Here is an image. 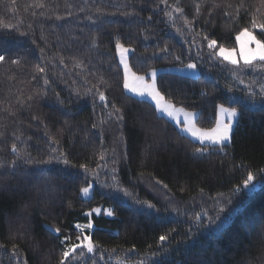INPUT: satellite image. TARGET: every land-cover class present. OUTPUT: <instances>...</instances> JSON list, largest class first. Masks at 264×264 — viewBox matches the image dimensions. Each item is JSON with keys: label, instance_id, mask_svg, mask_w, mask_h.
<instances>
[{"label": "trees", "instance_id": "trees-1", "mask_svg": "<svg viewBox=\"0 0 264 264\" xmlns=\"http://www.w3.org/2000/svg\"><path fill=\"white\" fill-rule=\"evenodd\" d=\"M37 2L0 0V54L6 55L0 64V264H59L61 241L79 243L76 225L89 222L83 234L94 252L85 249L76 258L78 249L65 264H264V62L232 65L204 39L235 48L236 35L251 28L258 0H244L237 18L222 7L209 16L206 4L191 30L180 16L193 20L200 0H179L182 14L172 11L177 0L169 6L161 0H39L44 8ZM117 42L133 50L130 65L139 75L196 64L199 77L159 74L158 92L199 112L204 129L216 125L219 106L237 109L232 142L201 145L151 102L129 94ZM15 58L20 65L10 63ZM37 64L44 73L35 71ZM37 90L46 94L26 101ZM13 143L33 162L19 159L9 167ZM249 172L259 184L252 192L244 187ZM90 186L93 194L85 199L80 190Z\"/></svg>", "mask_w": 264, "mask_h": 264}, {"label": "snow or ice", "instance_id": "snow-or-ice-1", "mask_svg": "<svg viewBox=\"0 0 264 264\" xmlns=\"http://www.w3.org/2000/svg\"><path fill=\"white\" fill-rule=\"evenodd\" d=\"M15 2V0H13ZM161 3H163L166 6L168 5V0H161ZM206 4H211V7L208 10V15L211 16L215 9L217 8H223L224 9V15L229 16L232 18H237L242 9H245V3L244 0H240L239 3H233L232 0H200L199 3H195V16L193 17V20H188L184 18L182 15L180 16L181 19H184V27H187L191 30L192 24L195 22V18L199 17L202 14L203 6ZM259 7H257L256 12L252 14V20H251V28L245 27L242 31H240L235 39L237 43L240 46V56L243 58L244 64L245 65H252L253 61L259 60L264 62V39H258L257 34L253 31L254 29H259V32L264 34V0H258ZM179 0H177V6L172 9L173 12H176L178 14L183 13V9L180 8L179 6ZM35 7L37 8H44L45 5L42 2L36 3ZM67 7V5H66ZM228 9H231L232 11L229 12ZM35 15V13H33ZM43 15V13H41ZM127 15V13H126ZM166 15L169 17L170 20L173 21V25L175 26V17L172 16L171 12H166ZM62 17L57 15L56 19L59 20ZM149 20L152 19L151 16L148 17ZM2 27L8 29L9 31L13 30V25L11 24H3ZM18 30V29H17ZM178 32H182V29L177 28ZM21 35H27L25 32H21ZM204 39L207 41V47L209 49H216L217 47L219 48V51L216 53L218 56H220L223 60L227 61L228 63L232 65H238L239 61L235 58L233 53H235L236 49H226L224 46L219 45L218 42L215 39H210L207 36H204ZM250 45H255V48L249 47ZM117 50L121 53V63L124 64V87L125 89H128L129 91H132L136 93L137 95H145L147 94L148 96L151 97V99L155 102L156 104V110L159 112L166 113L170 118L175 119L173 111H172V106L170 104H162L163 97L161 96L160 92L156 91L152 87H144L143 86V81L144 77H137L135 76L134 73H132V76L134 78V83L130 86L129 85V73H130V68L128 67L127 63L124 61V54L128 53L130 49L126 48L123 44H120L117 42ZM43 51V49L41 50ZM162 51H167V49H162ZM20 59L21 58H15L11 59L10 63L12 65H20ZM179 59V57H177ZM6 62V55L5 54H0V64ZM63 62V61H61ZM196 65L194 63H189L187 65L188 69H195ZM34 69L37 73H44L45 68L42 67L41 65L37 64L34 66ZM153 78L156 76V73H152ZM49 81L47 78L44 79V84L48 85ZM105 81L101 79L100 84H104ZM93 87L96 89V93L99 97V100L101 102H104L105 107L108 106V101L107 97L105 96L103 91H100L99 87L96 85H93ZM91 91V90H89ZM261 93L264 94V86L261 87ZM46 94L45 92L42 91H34L32 94H29L26 97V101H33L35 97L41 96ZM254 95V93L249 92V96ZM18 103L23 104L25 101L18 100ZM112 108L115 113H120L121 109L117 108L114 104L112 105ZM6 111H8L6 109ZM222 112H225L228 114V120L227 122L221 124L220 122H217V126L210 131H201L200 129H195L194 127H188V120L185 119L183 121L185 127L182 128V131L189 132L193 135L194 138L198 139L201 145H204L206 142L212 145H224L226 142H229L231 140V135L233 132V126H232V121L237 118L238 113L235 108H232L231 110L226 109V108H221ZM11 115H15V113L10 112ZM111 116L112 113H109ZM192 115V114H188ZM119 119H123L122 116L118 117ZM95 127V125H93ZM3 133H0V136H2ZM196 153L203 156L205 154V149L202 147L196 148ZM11 152L16 154V158L12 159L10 162H8V166L11 168H15L17 166V161L19 159H24L25 163H32L33 161L26 157V156H21L20 152L17 149V145L13 143L11 145ZM103 159V157H101ZM41 163H51V159L48 161H40ZM65 164L68 163V161L65 159L63 161ZM5 166V162L0 161V168H3ZM82 168H85V165H81ZM254 179L253 174L251 172L248 173L247 179L244 180V187L248 188L250 182H252ZM157 184L160 183V181H156ZM119 190V189H117ZM81 193L87 197L89 195V187H83L81 188ZM124 195L128 196L129 193L127 191H124ZM149 208L154 207L152 204L147 205ZM100 209H93V212L99 214ZM221 212L224 211L223 208L220 209ZM108 216L113 215V211L108 210L106 213ZM86 215L91 216L92 212L86 213ZM78 229L81 230L80 233L76 235V240L79 241V243H71V237H64V239L61 241L62 244H65L64 250L61 251V259L59 261V264H65V261L69 260V257L73 256V254L77 253V250L79 249V256L76 258L83 257L84 250L88 253H93L95 250V244L91 237L87 234H83L84 229H90L92 228V223L89 222L85 224L83 227L79 224L76 225ZM55 231L57 233L60 232L59 228H56ZM167 237L165 235H161L159 237V241L163 243ZM65 241H68L69 243H65ZM4 245L0 244V248H3ZM19 248L18 245L13 243L12 245V256L15 257L18 255ZM24 264H27L25 261Z\"/></svg>", "mask_w": 264, "mask_h": 264}, {"label": "rangeland", "instance_id": "rangeland-1", "mask_svg": "<svg viewBox=\"0 0 264 264\" xmlns=\"http://www.w3.org/2000/svg\"><path fill=\"white\" fill-rule=\"evenodd\" d=\"M249 47L255 48V45H250ZM126 48H128V47H126ZM128 49H130V51L128 53L124 54V61H125V63H127L128 67L131 70L130 73H129V85L130 86L135 82L134 81V78L132 76V73H134L135 76H137V77H144L143 86L144 87H149L150 86V87L154 88L156 91H158V88H157V79H158L159 74H161V73H164V72H172V73H177V74H181V75H185V76H190V77H199V76L202 75V71L200 70V68L196 64H195L196 65L195 69H188L187 68V65L188 64L187 65H177V66H172V67H167V68H159V69L152 70L148 75H139V74L135 73L132 70V68H131V65H130V55H131V53H132L133 50L131 48H128ZM226 49H233V48H226ZM235 49H236V51H235V53H233V55L239 61V64L240 63H244L243 58H241V56H240V46H239V44L237 42H236ZM117 54H118L119 63H120V65H121V67L123 69V72H124V64L121 63V53L118 50H117ZM255 61H258V60H255ZM255 61H253V62H255ZM153 72L156 73V76L154 78L152 76V73ZM125 90L129 94L133 95L134 97H137V98H139L141 100H146V101L151 102L154 105L155 109H156L155 102L147 94H145V95H137L136 93H134L132 91H129L128 89H125ZM162 104H170L172 106V111H173V114H174L175 119L170 118L166 113L159 112V111L156 110L157 114L160 115V116L165 117L167 120H169L170 122H172L179 129V131L183 135L189 137L190 139H192L193 141H195L197 143H200L199 140L196 139V138H194L191 133L185 132V131H182L181 130L182 128L185 127V125L183 123V121L185 119L188 120V125H187L188 127H194L195 129H200L201 131H210L211 129H213V128H215L217 126V122H220L221 124H223V123L227 122V120H228V114L225 113V112H222L221 111V108L223 107V108H226V109H229V110L232 109V108L226 107V106H219L218 109H217L216 125L213 128L204 129V128L200 127L197 124V120H198V117H199V112H197V111H188V110H185V109L176 107V106L172 105L171 103L167 102L165 99H163ZM236 111L238 113V116H237L236 119H234L232 121L233 132L235 130V127H236L237 122H238V119H239V112H238L237 109H236ZM188 114H192V115H188ZM233 132H232V135H231V140L229 142H226L224 145H228V144H230L232 142ZM204 145H207V146H216V147H223L224 146V145H212V144H209L207 142ZM258 188H259V184L257 182H254V179H253V181L250 182V184H249V186H248L247 189L250 192H252V191H254V190L258 189ZM92 194H93V189H92V186H90L89 187V195L87 197H85L82 194V197L85 198V199H89V198H91ZM108 210L106 209L105 212L107 213Z\"/></svg>", "mask_w": 264, "mask_h": 264}]
</instances>
